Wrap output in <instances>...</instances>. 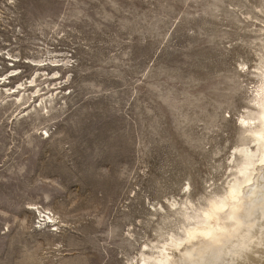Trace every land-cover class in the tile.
<instances>
[{"label":"rangeland","instance_id":"374dc122","mask_svg":"<svg viewBox=\"0 0 264 264\" xmlns=\"http://www.w3.org/2000/svg\"><path fill=\"white\" fill-rule=\"evenodd\" d=\"M263 91L264 0H0V264H155Z\"/></svg>","mask_w":264,"mask_h":264},{"label":"bare ground","instance_id":"6f19581e","mask_svg":"<svg viewBox=\"0 0 264 264\" xmlns=\"http://www.w3.org/2000/svg\"><path fill=\"white\" fill-rule=\"evenodd\" d=\"M262 93L257 103L259 129L252 132L256 160H252L254 156L247 148L237 150L243 160L239 169L241 181L230 183L224 199L211 203L203 215L205 222L186 233L181 245L171 241L173 246H163L155 264H264Z\"/></svg>","mask_w":264,"mask_h":264}]
</instances>
